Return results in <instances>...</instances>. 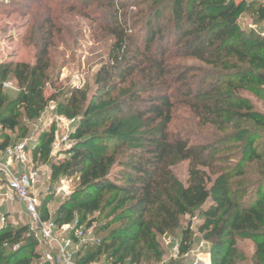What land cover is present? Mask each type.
I'll return each instance as SVG.
<instances>
[{"label": "trees", "instance_id": "16d2710c", "mask_svg": "<svg viewBox=\"0 0 264 264\" xmlns=\"http://www.w3.org/2000/svg\"><path fill=\"white\" fill-rule=\"evenodd\" d=\"M26 1L30 6L22 8L20 2ZM48 1L3 0L0 12L30 11L31 5L43 10L40 6ZM78 1L81 11L96 15L113 46L108 62L94 76L91 101L84 106L85 97L76 90L65 97L64 115L80 117L70 137L76 144L67 161L50 166L53 182L78 181L77 190L54 211L58 227L75 223L86 231L96 222L87 218L95 214L107 221L94 232L98 244L80 247L76 264H96L102 258L106 264L159 261V238L177 231L186 216L190 220L179 235L178 257L193 248L195 220L196 234L209 245L210 264L243 261L239 240L252 243L251 264H264V117L239 95L244 90L264 98V31L246 32L238 23L241 16H249L264 25V3L170 0L166 12L159 8L164 0ZM143 5L145 12L138 9ZM75 9L71 4L69 11ZM46 13L36 62L0 65V150L17 142L10 134L20 128L21 112L33 119L57 98L56 89L48 99L43 95L48 52L54 37L61 35L51 10ZM186 59L206 69L176 62ZM7 76L21 90L12 101L1 90ZM54 84L51 80L50 88ZM117 90L118 100L112 97ZM105 100L107 106L97 105ZM176 106L189 110L201 125L221 131L232 123L234 130L201 144L173 135L168 128ZM52 140V134L38 138L31 150L35 163L47 159ZM234 147L239 150L235 166L217 167L221 152ZM178 159L188 163L185 186L171 171ZM114 167L118 171L112 173ZM48 203L45 196L39 210L42 221L48 218ZM27 234L26 225L0 227V264L41 258L39 241Z\"/></svg>", "mask_w": 264, "mask_h": 264}, {"label": "rangeland", "instance_id": "374dc122", "mask_svg": "<svg viewBox=\"0 0 264 264\" xmlns=\"http://www.w3.org/2000/svg\"><path fill=\"white\" fill-rule=\"evenodd\" d=\"M3 0H0L2 2ZM49 0L46 6L40 7L44 10H40L37 6L30 8V11L21 10L17 13L9 14V10L6 13L0 12V65L7 63H27L34 64L37 59L38 53L41 51V42L39 40L43 29L47 26L41 27L43 21L46 18V11L51 10L52 16L55 17L54 24L59 25L61 28V35L54 37L55 45L49 49L50 57V69L47 71L48 81L44 83L43 95L45 99H48L53 95L55 89L57 90V98L49 102L37 116L33 119H27L23 112L19 117L20 128L10 134L12 140L29 139L35 143H38V138L43 134H52L53 140L48 146V156L45 161L35 163V166L40 171V183L43 191H46V199L49 201L48 207L51 210H56L57 207L66 201L78 187V181L76 179L62 178L57 182H53L51 179L52 164L64 163L69 159L68 151L73 147L76 142L71 140V135L75 132L80 117H75L77 123L70 124L68 121L72 118L65 116L63 113L64 99L68 97V93L72 90L81 92L85 97L84 106L87 102L91 101L96 91L94 76L98 69L108 62L111 54V48L113 46V39L109 33L99 26L94 19L96 15H92L85 11H81L79 1L72 0ZM86 0H83V2ZM121 2L130 3L129 0H118ZM129 1V2H128ZM170 0H164L159 8L166 10ZM22 8L30 6V1L20 2ZM68 3V4H66ZM74 5L76 9L69 11L70 5ZM95 4L89 8L91 11ZM21 8V7H17ZM141 11H147V6L143 5L138 8ZM2 11V10H1ZM93 11V10H92ZM128 12L135 13L134 8L128 7ZM100 12V11H99ZM102 13V12H100ZM105 13V12H104ZM108 14V13H107ZM109 15V14H108ZM92 16L94 18H92ZM54 20V19H53ZM238 23L244 31L257 30L258 32L264 31V25L258 26L257 23L249 16H241L238 19ZM42 28V29H41ZM182 67L194 66L196 68L204 70L206 69L200 63L193 60H179L176 61ZM196 71V72H197ZM201 73L199 72L198 77ZM55 81L53 88H50V81ZM3 83H11L12 87L2 90L3 95L7 97V101L14 100L19 94L20 89L17 87L15 81L10 76L3 81ZM127 88V87H126ZM125 90V87L122 88ZM120 91L117 90L113 94V99L120 98ZM239 95L242 98L249 100L253 106L255 112L264 117V98L255 97L253 94L241 90ZM108 101H100L97 103L99 107L103 108L108 105ZM60 108V109H59ZM245 124L243 126H248ZM233 124L229 123L224 125V129L218 131L216 128L209 125H201L195 116H193L189 110L183 106H176L173 113V120L169 125V131L173 135H180L190 138L191 142L195 144H201L214 139H220L223 136L230 135L234 130ZM4 131L0 130V135ZM263 134V131L259 132ZM66 138L64 141L63 139ZM261 143V140L259 141ZM221 157L217 162V167L222 169H232L238 158V148H229L221 152ZM112 173L118 171L116 167L112 168ZM173 178L176 182L182 186L186 185L188 163L187 161H180L179 159L174 162L171 168ZM215 178V177H214ZM212 178V179H214ZM210 187V185H209ZM42 196L41 202L45 199ZM210 203L206 205L209 206ZM0 208V213H3L5 209ZM41 208V206H40ZM196 216V215H195ZM96 220L93 223L92 228L86 230V238L88 246H92L99 243V236L94 235L95 230L102 227L107 221L103 216L95 214L89 216L87 221ZM190 217L186 216L182 218L180 227L174 233L165 237L159 238L160 250L162 256L159 261H152L148 264H192L193 256L178 257L176 248L179 242V235L183 228L186 227ZM109 221V220H108ZM27 224V219L22 220L6 219L5 225H12L19 227ZM4 225V226H5ZM75 223L72 224L74 226ZM196 221H192L193 231V248L195 250L198 242H202L200 236L196 234ZM83 229V228H82ZM101 236V234H100ZM29 237V233L27 234ZM205 243V242H204ZM205 254L203 256L204 261L210 258L209 245L205 243ZM237 247L240 250L243 261H238L236 264H251V257L253 254V246L250 241H237ZM36 251L41 255V258L32 260L29 264H44L42 258L44 255V247L40 244L36 247ZM96 264H106L103 258Z\"/></svg>", "mask_w": 264, "mask_h": 264}, {"label": "built area", "instance_id": "2783aa9c", "mask_svg": "<svg viewBox=\"0 0 264 264\" xmlns=\"http://www.w3.org/2000/svg\"><path fill=\"white\" fill-rule=\"evenodd\" d=\"M11 83H2L1 90L11 88ZM77 123L70 119V124ZM64 141L66 138L63 139ZM35 143L29 139L15 142L0 150V206L3 204L19 205L11 208L6 215L0 214V227L5 225L8 216L27 219L29 235L35 237L44 247L43 262L46 264H76L75 256L80 247L87 244L86 232L71 225L58 227L52 217L54 210L47 207V220L42 221L40 206L42 196L46 195L40 183V171L35 166L31 150ZM71 232L73 233L70 238ZM205 243L200 242L195 250L185 257L193 256L192 264H210L209 258L204 261ZM178 253V250L176 248Z\"/></svg>", "mask_w": 264, "mask_h": 264}, {"label": "crops", "instance_id": "0c3cea01", "mask_svg": "<svg viewBox=\"0 0 264 264\" xmlns=\"http://www.w3.org/2000/svg\"><path fill=\"white\" fill-rule=\"evenodd\" d=\"M246 1H252V0H246ZM257 1H260V2H263L264 3V0H257ZM2 206H4L3 208L5 209V211H3V213H0V214H4V215H6L7 213H9V211H10L11 208H14L15 210H17L19 208V205H17V204H14L12 206L10 204H3V205L0 206V208H2ZM23 218H25V217H23ZM7 219H16V218H12L11 216H8ZM198 244H199V242H198ZM209 261H210V258H209Z\"/></svg>", "mask_w": 264, "mask_h": 264}]
</instances>
